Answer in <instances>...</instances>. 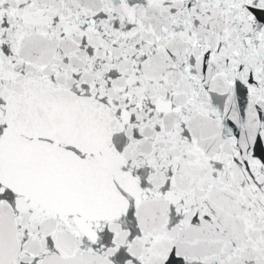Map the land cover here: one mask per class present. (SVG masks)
Returning a JSON list of instances; mask_svg holds the SVG:
<instances>
[{
	"label": "snow or ice",
	"instance_id": "6c2138e0",
	"mask_svg": "<svg viewBox=\"0 0 264 264\" xmlns=\"http://www.w3.org/2000/svg\"><path fill=\"white\" fill-rule=\"evenodd\" d=\"M0 264H264V0H0Z\"/></svg>",
	"mask_w": 264,
	"mask_h": 264
}]
</instances>
